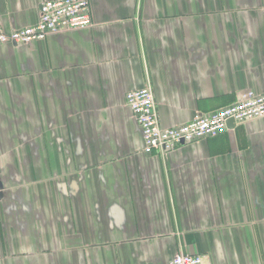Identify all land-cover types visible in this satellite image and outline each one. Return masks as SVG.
Listing matches in <instances>:
<instances>
[{
	"label": "crops",
	"instance_id": "0c3cea01",
	"mask_svg": "<svg viewBox=\"0 0 264 264\" xmlns=\"http://www.w3.org/2000/svg\"><path fill=\"white\" fill-rule=\"evenodd\" d=\"M46 0H0V27ZM93 26L0 45V264H264V117L146 156L162 127L264 92V0H90Z\"/></svg>",
	"mask_w": 264,
	"mask_h": 264
},
{
	"label": "built area",
	"instance_id": "2783aa9c",
	"mask_svg": "<svg viewBox=\"0 0 264 264\" xmlns=\"http://www.w3.org/2000/svg\"><path fill=\"white\" fill-rule=\"evenodd\" d=\"M93 26L90 0H46L38 8V19L30 26L4 31L0 27V45H29L48 36L83 30ZM124 104L138 125L143 153L165 156L180 145L215 138L227 132V122L244 124L264 117V92L246 91L234 104L207 114H195L179 126H161L152 91L143 87L125 94ZM169 264H204L198 255L176 254Z\"/></svg>",
	"mask_w": 264,
	"mask_h": 264
},
{
	"label": "water",
	"instance_id": "95a60500",
	"mask_svg": "<svg viewBox=\"0 0 264 264\" xmlns=\"http://www.w3.org/2000/svg\"><path fill=\"white\" fill-rule=\"evenodd\" d=\"M233 125V121L232 120H229L228 122H227V127L229 128V127H231ZM0 188H1V186H0Z\"/></svg>",
	"mask_w": 264,
	"mask_h": 264
}]
</instances>
